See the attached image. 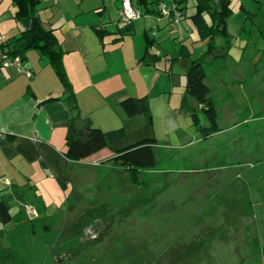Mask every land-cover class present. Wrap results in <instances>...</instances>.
<instances>
[{
    "label": "rangeland",
    "instance_id": "374dc122",
    "mask_svg": "<svg viewBox=\"0 0 264 264\" xmlns=\"http://www.w3.org/2000/svg\"><path fill=\"white\" fill-rule=\"evenodd\" d=\"M102 3L52 1L37 9L42 18L62 9L86 28L95 78L127 85L128 96H148L159 164L141 174L144 190L99 160L80 163L65 191L60 183V192L40 187L43 208L32 201L31 190V196L12 207L13 222L0 223V264H264V0L254 5L248 0L247 13L240 11L238 0L232 2L228 55L203 61V85L214 100L221 131L180 149L163 145L166 132L160 122L164 108L178 107L184 94L189 104L196 102L186 93V82L178 85V77L186 79L189 64V59L180 58L182 45L193 58L205 47L187 32L162 26L155 43L170 54L166 70L174 59V77L155 67L154 79L155 68L138 65L136 55L144 45L142 26L152 22L143 17L136 21L138 32L133 36L101 45L92 25L103 22L115 32L114 6L122 0H104L105 7ZM9 5L11 0H3L0 11ZM9 11L14 12L13 5ZM116 111L126 117L120 106ZM185 113L178 115L188 125V138L199 136ZM131 196L139 199L127 215L121 209ZM101 203L112 208L113 222L106 230L97 229L105 233L100 241L92 242L93 227L85 229L84 236L68 230L86 210Z\"/></svg>",
    "mask_w": 264,
    "mask_h": 264
},
{
    "label": "crops",
    "instance_id": "0c3cea01",
    "mask_svg": "<svg viewBox=\"0 0 264 264\" xmlns=\"http://www.w3.org/2000/svg\"><path fill=\"white\" fill-rule=\"evenodd\" d=\"M52 1L53 4L57 3L58 5L59 2L61 3L64 0H38L35 15L40 19L44 28L54 31L60 41V50L63 51V64L68 79L76 93L79 107L80 118L76 120V125L84 126L90 122L93 126L104 130L116 129L125 124H131L134 127L139 126L141 117L128 118L126 115L124 118L123 113L116 111L120 100L130 93L127 85L121 83L109 84L103 79L95 78V75L91 72L89 60L91 48L88 45L86 28L82 27L83 25L81 24L77 25V19L73 15L67 16L62 9H59V13L54 11L50 17L42 18L41 12L37 9L38 6L43 5V2L47 4ZM82 1L76 0L79 3ZM154 1L159 3L157 8L160 11L162 6L169 8L173 2V0ZM218 1L216 0L215 3ZM230 1V6L232 7L234 0ZM238 1L240 3V11L247 13L248 10L245 4L248 0ZM254 1L250 0L253 5ZM102 2L103 7H105L104 0ZM130 2L134 7H137L136 0H130ZM155 2H153L152 6L155 5ZM2 5L3 0H0V8ZM12 5L14 6L13 13L9 11ZM121 5L114 6L117 9V19H119ZM195 5V0H186L179 5L183 7L181 10L183 19L180 22L171 21L167 15L145 14L131 23V30L123 33L122 39H115L118 37V34H116L118 28L115 32H112L103 25V22L101 24H93L92 27L98 41L103 45L109 41L123 40L125 37L133 36L134 33L138 32L136 21L146 17V20L149 19L152 23L149 24V27L146 25L142 26L144 45L140 50H143V52L139 50L136 52L138 57L137 64L141 67L152 66L160 68L173 78V61L170 62V66L166 70L168 57L157 60L155 64L139 63L146 50L147 41L145 35L148 33L155 39L157 31L162 26H165V28L170 27L171 29L176 28L179 33L187 32V36H191L194 42L202 43V46L205 47V42L199 39L197 30L191 20V16L195 12ZM7 9L6 11H0V34L6 39L18 36L23 27L15 17L17 7L14 0H11V5ZM7 11H9L8 16H6ZM54 19L56 20L54 21ZM95 27H100L107 31L103 41L100 40ZM112 35H114L113 38ZM218 43L221 44L222 41L218 40ZM159 46H161L159 43L156 44L154 42L150 52L155 56L170 55L169 53H163ZM182 49L185 50L181 52L180 58L189 59L187 70L191 60L198 58V56L193 58L190 53L187 57L188 47L182 45L181 51H183ZM205 49L202 50L203 53ZM31 51L23 58L20 56L23 67L31 70V77L15 68L5 69L0 67V197L12 192L14 189L22 190L26 197H29L31 196L29 192L34 190L32 201L33 199L38 201V204L42 207L45 206V202L42 198L43 194L38 193L40 187L47 191L50 188L59 191L57 183H60L65 191L67 183L74 176L80 163L87 160H99L102 162L111 155V152L104 148L80 162L71 161L63 155L62 150L67 121L73 116L74 112H72L65 100L64 88L48 58L40 55L36 50ZM207 59L211 58L207 57ZM146 60L150 62V58ZM156 68L154 69V79L156 78L155 75H157ZM183 82H186V79L181 80L178 77V85L183 86ZM89 103H92L90 105L94 107L93 109L88 106ZM95 104L97 106H94ZM180 105L181 101L178 107L168 104L164 108V114L160 122L162 124L161 128H164L166 132V138L163 140L164 144H161L177 149L183 148L186 142L193 143V141L197 142L200 139V135H191L188 138L190 135L188 125L183 124L179 118L180 115H178L181 111L184 113L186 111ZM189 105L196 107L197 102ZM97 109L98 113H95ZM21 203L18 201L15 209Z\"/></svg>",
    "mask_w": 264,
    "mask_h": 264
},
{
    "label": "trees",
    "instance_id": "16d2710c",
    "mask_svg": "<svg viewBox=\"0 0 264 264\" xmlns=\"http://www.w3.org/2000/svg\"><path fill=\"white\" fill-rule=\"evenodd\" d=\"M186 0H173L169 6L170 15L167 17L175 21L174 8L177 9L182 17V8L179 5ZM195 12L191 20L197 30L200 40L205 42L204 53L191 60L190 66L186 70V93L195 98L197 106H190L187 102L186 94L183 95L180 107L183 108L191 117V125L195 128L202 139H207L211 135L221 131L218 124V112L214 100L208 96V89L203 85L205 79V68L203 61L210 57L211 60L226 59L230 48V33L228 31V21L233 14L230 0H195ZM17 11L16 19L22 24V30L18 36L9 37L3 43L4 51L10 57L25 56L29 51L36 50L42 56H46L54 68L63 88L65 100L68 103L73 116L67 121L63 155L71 161L80 162L96 152L107 148L111 155L101 162V165H109L111 168L122 172L129 182L137 188L144 190L146 183L140 178L141 174L147 170L155 169L159 160L156 156L158 140L155 135L153 115L147 95L134 97L128 96L120 100L119 106L128 118L141 117L139 126L125 124L119 128L104 130L93 126L88 122L84 126H77L76 120L80 118L79 107L76 93L72 83L68 79L63 64V51L60 50V41L51 29L43 27L40 19L35 15L38 0H14ZM154 0H136L137 9L141 11V17L145 14L156 13L165 16L162 10L152 6ZM132 23V22H131ZM121 25L118 21V37L122 39L123 33L131 30L132 24ZM95 30L103 41L105 29L95 27ZM146 50L139 63L155 64L157 60L166 57L165 55L155 56L150 52L154 45L153 36L146 33ZM225 42L218 43L220 38ZM222 39V40H223ZM184 52L185 49H182ZM153 55V56H152ZM150 58V62L146 59ZM171 60L174 61L173 58ZM200 113L204 116V122ZM140 197V196H139ZM25 193L20 189L0 197V223H12L16 213L12 214V207L16 203L26 199ZM68 199V198H67ZM138 196H131L127 205L121 211L127 215L136 208L135 203ZM112 208L106 203H101L90 207L82 216L76 219L73 225L68 226L69 231H73L75 236H84L85 229L93 227L96 234L92 242L101 240L104 232H98L99 227L106 230L113 222L111 215Z\"/></svg>",
    "mask_w": 264,
    "mask_h": 264
},
{
    "label": "built area",
    "instance_id": "2783aa9c",
    "mask_svg": "<svg viewBox=\"0 0 264 264\" xmlns=\"http://www.w3.org/2000/svg\"><path fill=\"white\" fill-rule=\"evenodd\" d=\"M161 10L163 15H170L169 8L162 6ZM173 13L176 22H179L183 19L181 13L177 9L174 8ZM140 17H141V11L136 7H134L131 4L130 0H122L121 11L118 19L121 25L129 24ZM5 39L6 38L0 34V67H3L5 69L15 68L23 72L28 77H31L32 76L31 70L23 67L20 56L10 57L8 54H6L3 47V43Z\"/></svg>",
    "mask_w": 264,
    "mask_h": 264
}]
</instances>
